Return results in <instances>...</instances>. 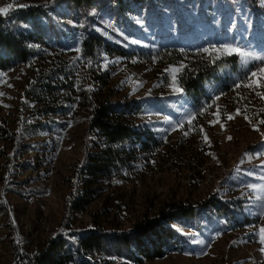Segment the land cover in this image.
Returning a JSON list of instances; mask_svg holds the SVG:
<instances>
[{"label":"rangeland","instance_id":"1","mask_svg":"<svg viewBox=\"0 0 264 264\" xmlns=\"http://www.w3.org/2000/svg\"><path fill=\"white\" fill-rule=\"evenodd\" d=\"M43 1L0 0V7L9 3L17 7ZM259 1L264 7V0ZM194 3L183 2L177 7L187 17L184 31L192 30L183 36L178 47L189 46L190 51L204 53L202 49L209 45L232 44L264 55L263 17L255 20L251 14L247 15L245 5L236 1L230 7L224 0H207L204 4L207 16H200ZM136 10H124L141 29L134 36L125 34L108 12L100 13V24H95L94 28L108 40L134 51L128 57L104 56L100 68L110 74L105 91L111 101L122 103L141 99L142 110L131 118L134 123L142 122L152 129L158 144L128 179H115L85 209L75 211L73 223L96 222L127 228L140 216L155 214L166 202L199 200L217 192L222 198L239 200L251 220L229 230L205 221L199 232L180 226L183 232L189 233L183 251H169L161 258L147 259L141 264H264V253L261 252L264 245L260 244V228L264 227V124L259 123L264 120V99L256 95L257 91L264 92V89L235 87L245 79L246 73L262 66V62L250 61L245 66L237 56L226 77L208 90L201 102L192 105L181 96L176 98L180 92L173 91L170 86V70L184 66L187 60L169 62L161 59L165 52L175 48L172 41H177L179 34L176 12L165 10L163 27L172 35L166 34L159 44L155 30L143 18V6ZM223 27L225 31L222 32ZM79 39L80 34L66 39L62 48L65 57L76 54ZM132 39L141 43L132 44ZM130 45H138L141 49L133 50ZM54 50L57 47H53ZM32 64L33 61L0 70L6 74L0 77V93H3L0 95V122L12 131L32 107V103L21 102V93L32 76ZM216 96H220L216 101L222 113L220 123H209L214 120L212 113L216 111V105L197 116L191 130L185 123L183 130L173 131L172 124L164 119L169 117L172 122L186 120L187 115L198 113L205 105L212 104ZM78 112V119L71 117L64 128L53 131L47 128L48 121L44 119L45 130L25 139L30 143L21 158L25 164L16 169L14 175L19 182V193L5 194L11 213L0 214V264L14 262L8 223H12L16 232L23 236L21 248L26 253L40 250L58 225L70 192L71 177L82 155L86 120L83 119L84 113ZM228 114L234 118L228 120ZM201 127L203 132L199 130ZM257 128L259 131L255 130ZM183 131H189V135L184 136ZM205 134L209 142L203 139ZM9 148V140L0 138V173L4 162L2 153L8 152ZM251 185H256V189Z\"/></svg>","mask_w":264,"mask_h":264},{"label":"trees","instance_id":"2","mask_svg":"<svg viewBox=\"0 0 264 264\" xmlns=\"http://www.w3.org/2000/svg\"><path fill=\"white\" fill-rule=\"evenodd\" d=\"M206 1L45 0L27 7H13L7 15H0V70L33 61L32 76L21 93V102L32 103V107L21 117L15 131L0 122V138L10 143L9 151L2 153L0 214H8L11 209L5 194L19 193V182L14 175L16 169L25 164L21 158L30 146L25 139L45 130L44 119L50 131L64 128L71 117L78 119V110L84 113L86 120L82 155L71 177L62 217L43 247L26 253L21 248L23 236L8 223L13 264H141L147 259L161 258L169 251H183L189 233L183 232L181 227L199 232L205 221L229 230L251 220L239 200L211 192L199 200L166 202L155 214L142 215L127 228L96 222L75 225L72 221L75 211L85 209L115 179H128L137 171L140 162L158 144L152 129L142 122L134 123L131 118L142 110L141 99L117 103L111 101L105 91L110 74L100 68L104 56L128 57L134 51L108 40L94 28L95 24H100V13L108 12L125 34L134 36L141 29L124 10L136 8L139 11L142 5L143 18L155 30L161 44L166 34L172 35L163 27L165 10L175 11L179 30L177 41H172L175 48L165 52L161 59L187 60L177 76L183 91L175 97L181 96L196 105L208 95V90L226 77L228 68L232 69L237 60V55L233 54L213 61L199 50L178 47L183 36L192 30L184 31L187 17L177 7L183 2H195L196 12L207 16ZM236 1L245 5L247 15L251 14L255 20L264 18V7L259 0H224L230 7ZM221 29L225 31L224 27ZM76 34H80L79 51L65 57L62 53L65 41ZM130 46L133 50L141 49L138 45ZM53 47L57 50L52 51Z\"/></svg>","mask_w":264,"mask_h":264},{"label":"snow or ice","instance_id":"3","mask_svg":"<svg viewBox=\"0 0 264 264\" xmlns=\"http://www.w3.org/2000/svg\"><path fill=\"white\" fill-rule=\"evenodd\" d=\"M20 7H27V5H19ZM13 9V4L9 3L5 7H0V15H7L9 11ZM140 23V21H137ZM125 39H128L127 36H125ZM132 44H139L141 43L137 39H132L131 40ZM146 46V45H145ZM79 51V49H77ZM202 51L204 53H207L213 61L216 59H219L222 55H237L241 58L242 63L247 66L250 61H261L262 66L257 67L255 70H250L248 73L245 74V79L240 81L239 83H236L235 87L236 88H249V89H264V55H258L254 52L247 51L244 48L234 46L232 44H221L219 46L217 45H209V47L203 48ZM183 68V65L180 66V68H172L170 71L172 73V83L171 87L173 88V91L175 92H182L183 89L180 88L178 82H177V74L181 71ZM6 76L5 73H0V77ZM11 86V85H9ZM0 95H3V93H0ZM256 95L260 97L261 99H264V92L257 91ZM220 99V96H216L212 100V104L205 105L204 107L201 108V110L198 113L195 114H189L186 116V120H182L179 122H172L169 117H165L164 119L172 124V130L175 131L177 129L183 130L185 127V123L188 125L189 130L192 129L193 127V122L197 119V116L205 114L208 109L212 108L213 105H216V101ZM237 114L239 115L240 112L237 110ZM214 116V120L209 121L210 124H216L220 123V118H221V111L218 105H216V111L212 113ZM234 117L231 114L227 115L228 120H232ZM245 119H249L247 116H245ZM251 122V121H249ZM259 123L264 124V120L259 121ZM221 127L223 125L221 124ZM201 132H203V127L199 129ZM259 131V129H255ZM166 131V130H165ZM184 136L189 135V131H183ZM264 135V134H262ZM203 139L205 142H209L208 136L205 134ZM231 139V137H229ZM254 190L256 189V185H251ZM260 244L264 245V227L260 228ZM261 252L264 253V248H261Z\"/></svg>","mask_w":264,"mask_h":264}]
</instances>
